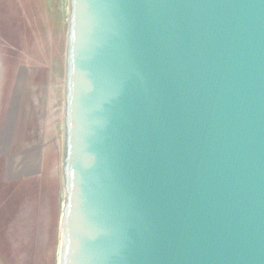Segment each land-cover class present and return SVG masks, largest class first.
Segmentation results:
<instances>
[{
    "label": "water",
    "instance_id": "95a60500",
    "mask_svg": "<svg viewBox=\"0 0 264 264\" xmlns=\"http://www.w3.org/2000/svg\"><path fill=\"white\" fill-rule=\"evenodd\" d=\"M58 264H264V0H68Z\"/></svg>",
    "mask_w": 264,
    "mask_h": 264
},
{
    "label": "rangeland",
    "instance_id": "374dc122",
    "mask_svg": "<svg viewBox=\"0 0 264 264\" xmlns=\"http://www.w3.org/2000/svg\"><path fill=\"white\" fill-rule=\"evenodd\" d=\"M67 19L68 0H0V264H58Z\"/></svg>",
    "mask_w": 264,
    "mask_h": 264
},
{
    "label": "crops",
    "instance_id": "0c3cea01",
    "mask_svg": "<svg viewBox=\"0 0 264 264\" xmlns=\"http://www.w3.org/2000/svg\"><path fill=\"white\" fill-rule=\"evenodd\" d=\"M39 132H40V133H43L42 130H40ZM40 138H41V136L38 134V141H39Z\"/></svg>",
    "mask_w": 264,
    "mask_h": 264
}]
</instances>
